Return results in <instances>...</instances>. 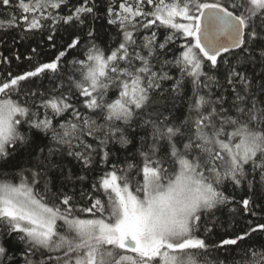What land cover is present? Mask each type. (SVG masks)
Returning <instances> with one entry per match:
<instances>
[{"label": "snow or ice", "instance_id": "snow-or-ice-1", "mask_svg": "<svg viewBox=\"0 0 264 264\" xmlns=\"http://www.w3.org/2000/svg\"><path fill=\"white\" fill-rule=\"evenodd\" d=\"M0 9V264H264V0Z\"/></svg>", "mask_w": 264, "mask_h": 264}, {"label": "trees", "instance_id": "trees-1", "mask_svg": "<svg viewBox=\"0 0 264 264\" xmlns=\"http://www.w3.org/2000/svg\"><path fill=\"white\" fill-rule=\"evenodd\" d=\"M5 12H6V10L0 9V18L3 17ZM49 55H51V53H49ZM72 55L74 56V55H76V53H72ZM71 58H72V56H69V59H71ZM5 68H11V70L13 72L20 71V69L17 67V62H15V61H13L12 65H4L2 68H0V72H3V70ZM238 195H239V193H238ZM253 219H257V218H253ZM240 222L243 223V220H241ZM262 222H264V221H262Z\"/></svg>", "mask_w": 264, "mask_h": 264}]
</instances>
